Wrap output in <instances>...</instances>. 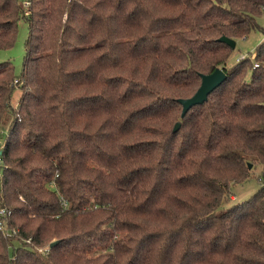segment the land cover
Here are the masks:
<instances>
[{
    "label": "trees",
    "instance_id": "16d2710c",
    "mask_svg": "<svg viewBox=\"0 0 264 264\" xmlns=\"http://www.w3.org/2000/svg\"><path fill=\"white\" fill-rule=\"evenodd\" d=\"M263 11L0 0V52L28 26L20 75L0 62V264H264V182L231 199L257 165L264 176V40L232 67L218 41ZM216 68L226 79L181 118Z\"/></svg>",
    "mask_w": 264,
    "mask_h": 264
},
{
    "label": "rangeland",
    "instance_id": "374dc122",
    "mask_svg": "<svg viewBox=\"0 0 264 264\" xmlns=\"http://www.w3.org/2000/svg\"><path fill=\"white\" fill-rule=\"evenodd\" d=\"M22 1V0H21ZM24 3V1H23ZM256 22L258 28L251 31L246 37L237 39L235 41V47L227 61V67H232L235 64L236 59L240 57L254 58V54L257 46L264 40V11L257 16ZM28 37V26L24 19L19 20L17 23V35L13 46L10 49L2 50L0 52V62L8 61L14 68V75L18 77L22 69V63L24 59V49L26 40ZM14 100L12 106L16 107V100L20 96V91L14 92ZM262 177V168L257 165L251 175L236 185L231 186L232 203H239L248 199L259 187V184L264 182V176ZM231 203V204H232Z\"/></svg>",
    "mask_w": 264,
    "mask_h": 264
},
{
    "label": "water",
    "instance_id": "95a60500",
    "mask_svg": "<svg viewBox=\"0 0 264 264\" xmlns=\"http://www.w3.org/2000/svg\"><path fill=\"white\" fill-rule=\"evenodd\" d=\"M218 41L224 43L231 49H234L235 47V41L227 37L221 36ZM200 78V85L196 92L187 99L179 100V104L182 108L181 118L184 117V115L188 112L191 107L204 103L207 99V96L226 79V74L222 69L216 68L212 73L207 75H201ZM179 126L180 124L176 123L173 127V131L176 132L179 129ZM250 167L251 166L249 164L248 168ZM56 243V241L50 243L49 248L53 247Z\"/></svg>",
    "mask_w": 264,
    "mask_h": 264
},
{
    "label": "built area",
    "instance_id": "2783aa9c",
    "mask_svg": "<svg viewBox=\"0 0 264 264\" xmlns=\"http://www.w3.org/2000/svg\"><path fill=\"white\" fill-rule=\"evenodd\" d=\"M24 6L26 7L27 6V4L26 3H24ZM244 58H246L245 56L244 57H240V58H238V59H236V61H235V63H237V62H239V61H242ZM258 65L257 64H254L253 65V68H255V67H257ZM16 82V81H15ZM0 151H1V149L3 148L2 147V145H3V142L2 143H0ZM5 214H9L8 212L6 213L4 210H0V215L1 216H5ZM3 228V226H2V224H1V222H0V229H2ZM48 250H49V248L48 247H45L44 249H43V253L44 254H46V253H48Z\"/></svg>",
    "mask_w": 264,
    "mask_h": 264
}]
</instances>
